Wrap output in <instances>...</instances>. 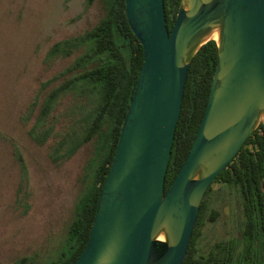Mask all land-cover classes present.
I'll return each instance as SVG.
<instances>
[{"label":"water","instance_id":"obj_1","mask_svg":"<svg viewBox=\"0 0 264 264\" xmlns=\"http://www.w3.org/2000/svg\"><path fill=\"white\" fill-rule=\"evenodd\" d=\"M125 13L143 64L73 264H183L205 193L264 125V0H181L170 33L164 0H125ZM210 40L217 62L205 111L164 193L188 68Z\"/></svg>","mask_w":264,"mask_h":264},{"label":"rangeland","instance_id":"obj_2","mask_svg":"<svg viewBox=\"0 0 264 264\" xmlns=\"http://www.w3.org/2000/svg\"><path fill=\"white\" fill-rule=\"evenodd\" d=\"M105 0H0V264H53L66 251L77 207L108 152L105 135L83 143L95 96L85 85L49 94L73 77L82 53L48 56L90 30ZM204 196L201 248L236 235V192Z\"/></svg>","mask_w":264,"mask_h":264},{"label":"trees","instance_id":"obj_3","mask_svg":"<svg viewBox=\"0 0 264 264\" xmlns=\"http://www.w3.org/2000/svg\"><path fill=\"white\" fill-rule=\"evenodd\" d=\"M180 1L164 0L169 33L174 26ZM73 48L82 49L81 55L68 70L73 77L50 93L48 102L55 93L71 85H85L95 96V106L87 118L81 142L88 143L105 135L108 152L96 170L91 192L81 199L77 207L76 217L69 228L66 251L53 264H73L87 244L99 193L143 64V49L129 27L125 0H105L104 14L90 30L79 37L56 43L48 56L66 54ZM216 62V43L210 40L202 46L188 68L181 113L165 174L164 193H167L184 163L199 129ZM214 183H222L236 192L239 202L237 235L229 242H216L203 251L200 244L206 205L202 202L183 264H264L262 123L211 185ZM211 190L209 187L205 196Z\"/></svg>","mask_w":264,"mask_h":264},{"label":"bare ground","instance_id":"obj_4","mask_svg":"<svg viewBox=\"0 0 264 264\" xmlns=\"http://www.w3.org/2000/svg\"><path fill=\"white\" fill-rule=\"evenodd\" d=\"M214 38H217L216 35H214Z\"/></svg>","mask_w":264,"mask_h":264}]
</instances>
